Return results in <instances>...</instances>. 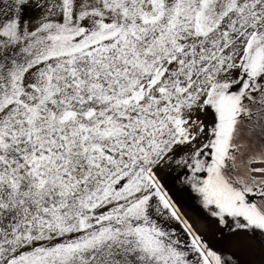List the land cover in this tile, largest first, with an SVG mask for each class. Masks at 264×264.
<instances>
[{
	"label": "snow or ice",
	"instance_id": "6c2138e0",
	"mask_svg": "<svg viewBox=\"0 0 264 264\" xmlns=\"http://www.w3.org/2000/svg\"><path fill=\"white\" fill-rule=\"evenodd\" d=\"M0 264H264V0H0Z\"/></svg>",
	"mask_w": 264,
	"mask_h": 264
}]
</instances>
